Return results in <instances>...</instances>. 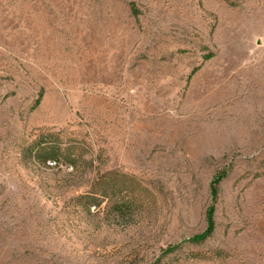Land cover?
Returning a JSON list of instances; mask_svg holds the SVG:
<instances>
[{"label":"rangeland","instance_id":"374dc122","mask_svg":"<svg viewBox=\"0 0 264 264\" xmlns=\"http://www.w3.org/2000/svg\"><path fill=\"white\" fill-rule=\"evenodd\" d=\"M0 264H264V0H0Z\"/></svg>","mask_w":264,"mask_h":264},{"label":"trees","instance_id":"16d2710c","mask_svg":"<svg viewBox=\"0 0 264 264\" xmlns=\"http://www.w3.org/2000/svg\"><path fill=\"white\" fill-rule=\"evenodd\" d=\"M209 58V57H208ZM43 95H40L39 99L36 102V106H38L42 101ZM35 156L37 159L42 160L43 162L47 163L48 161H53L55 164L59 160L58 153L56 151H45V149H40L39 147L35 150ZM228 171H222L218 173L210 184V193H211V205L209 206L207 213H206V222L207 228L202 235L196 236L191 242L192 243H201L206 241L210 238L215 230H216V221H215V213H216V205L219 199V187L222 182L228 177ZM93 205L100 206L101 200L93 197ZM133 209L128 204H120L117 207V211L120 214H126L127 216L133 214ZM173 252V251H172Z\"/></svg>","mask_w":264,"mask_h":264}]
</instances>
